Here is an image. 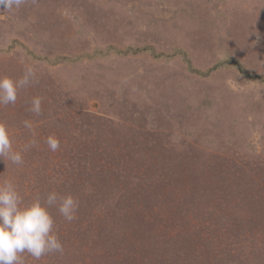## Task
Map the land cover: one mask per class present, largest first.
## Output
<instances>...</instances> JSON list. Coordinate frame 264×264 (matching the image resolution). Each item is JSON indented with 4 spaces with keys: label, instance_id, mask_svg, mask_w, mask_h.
Masks as SVG:
<instances>
[{
    "label": "rangeland",
    "instance_id": "rangeland-1",
    "mask_svg": "<svg viewBox=\"0 0 264 264\" xmlns=\"http://www.w3.org/2000/svg\"><path fill=\"white\" fill-rule=\"evenodd\" d=\"M0 264H264V0H0Z\"/></svg>",
    "mask_w": 264,
    "mask_h": 264
}]
</instances>
